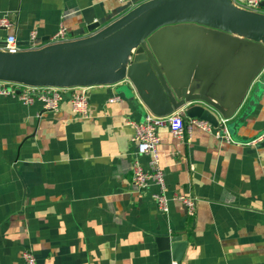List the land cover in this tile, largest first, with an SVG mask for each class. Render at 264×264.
Here are the masks:
<instances>
[{
	"label": "crops",
	"instance_id": "crops-1",
	"mask_svg": "<svg viewBox=\"0 0 264 264\" xmlns=\"http://www.w3.org/2000/svg\"><path fill=\"white\" fill-rule=\"evenodd\" d=\"M150 1L0 0V19L11 23L0 28V53L8 35L37 53L93 42ZM86 8L100 24L92 31L80 14ZM197 23L162 26L160 39L146 43L153 63L135 60L132 49L112 72L52 81L67 89L57 112L0 97V264H23L25 250L37 264H158L156 238L181 235L187 246L180 264H264V140H257L264 134V37L236 53L242 41ZM61 29L64 39L51 41ZM254 47L263 56L257 65ZM79 91L87 97L84 117L69 102ZM192 94L230 111L231 142L190 125L184 112L194 105L223 120L201 102H186ZM143 99L160 116L180 112L190 125L182 139L166 126L157 135L166 194L194 197L192 217L175 201L159 212L151 199L157 189L132 184L136 158L148 170V157L135 156L128 124L144 121Z\"/></svg>",
	"mask_w": 264,
	"mask_h": 264
},
{
	"label": "water",
	"instance_id": "water-1",
	"mask_svg": "<svg viewBox=\"0 0 264 264\" xmlns=\"http://www.w3.org/2000/svg\"><path fill=\"white\" fill-rule=\"evenodd\" d=\"M260 6L264 9V0ZM80 14L88 31L99 27L100 24L94 22L95 14L92 8L81 10ZM188 20L206 22L221 30L222 32L218 34L221 39L227 38L226 33L249 32L264 36L263 15L238 10L225 0H152L132 10L118 25L112 27L110 33L104 38L98 37L93 41L100 40L97 43L89 42L67 50L35 54L32 52H21L15 55L0 53V79L52 84V81H59L70 74L94 69H101L104 73H108L118 69L119 62L132 49H135V60L143 61L147 58L153 63L146 43L151 48V44L160 39L162 26ZM154 30L156 31L148 37L147 35ZM88 44L92 45L88 46ZM242 45L248 46L246 42H242ZM262 58L260 50L256 47L251 49L250 60L253 64L257 65ZM183 98L189 104L203 103L217 112L222 119L228 121L230 111L223 110L203 94L184 95ZM143 103L154 115L160 116L159 110L148 100L143 99ZM184 116L206 121L216 129L221 127L217 115L200 105L187 108ZM228 125L226 127L230 132ZM156 244L158 264L181 263L187 246L185 235L158 237Z\"/></svg>",
	"mask_w": 264,
	"mask_h": 264
},
{
	"label": "built area",
	"instance_id": "built-area-1",
	"mask_svg": "<svg viewBox=\"0 0 264 264\" xmlns=\"http://www.w3.org/2000/svg\"><path fill=\"white\" fill-rule=\"evenodd\" d=\"M120 3L131 2L132 0H118ZM238 10L249 14H258L264 16V9L260 6L263 0H225ZM11 23L6 19H0V28L8 29ZM64 39V30L61 29L51 41H61ZM36 40L35 34L30 35V41L33 44ZM3 52L9 55H15L21 52L20 46L17 45L13 35H8L5 39ZM67 89L56 87L52 84H34L22 80H1L0 79V97L13 98L21 102L23 105H31L34 102H40L43 110L46 112H57L59 104L62 101V93ZM72 112L80 117H84L87 113V97L84 91L72 92L69 99ZM190 125H195L205 132L212 133L217 139H225L231 142L227 134L225 124L227 120H221L220 129L213 128L208 122L191 119ZM134 130L131 139L134 142L136 150L135 156L148 157V170L145 171L137 158L132 162L130 169L132 172V184L138 191H144L150 187L157 189L156 193L151 194V199L155 202L157 210L163 214L169 211V203L175 201L184 206L186 214L190 217L194 215L196 200L192 196H184L174 194L168 196L166 194V184L164 175L159 167L158 144L159 137L157 129L166 126L169 133L177 139H182L185 132H189L190 125L185 126L183 115L180 112L171 113L168 116H157L151 111H147L142 123L129 122ZM257 140H264V134L259 136ZM23 264H37L35 256L30 251H23L21 254ZM170 264H177L171 262Z\"/></svg>",
	"mask_w": 264,
	"mask_h": 264
},
{
	"label": "rangeland",
	"instance_id": "rangeland-1",
	"mask_svg": "<svg viewBox=\"0 0 264 264\" xmlns=\"http://www.w3.org/2000/svg\"><path fill=\"white\" fill-rule=\"evenodd\" d=\"M180 24L183 23V24H193L192 26H197L199 25V23H197L196 21H192V20H188V21H182V22H179ZM208 30L209 31H212L214 32V35L217 36L219 33H221L222 31L215 28V27H212L211 25H208ZM158 30V29H156ZM156 30H154L152 33L148 34L147 36L149 37L151 34H153ZM209 33V32H208ZM227 34V38H225V40H231L230 37L234 38V39H237V40H240L242 42H246L247 44L248 43H251L252 45H255L257 44V40L260 39L263 41V37L264 36H259V35H255V34H252V33H249V32H242V33H239V34H232V33H226ZM100 40H97L96 42H93L92 44L94 43H97L99 42ZM234 42V41H233ZM92 44H88V46L92 45ZM86 46V45H85ZM243 46V45H242ZM248 48V46H243V48H241L238 52H236V49L232 50L230 48H228V50L230 52L232 51H235L236 53H246L245 49ZM60 51V50H59ZM37 52H32V54H35ZM236 69H243L242 66L238 65V67ZM245 74V73H244ZM229 126V125H228Z\"/></svg>",
	"mask_w": 264,
	"mask_h": 264
},
{
	"label": "bare ground",
	"instance_id": "bare-ground-1",
	"mask_svg": "<svg viewBox=\"0 0 264 264\" xmlns=\"http://www.w3.org/2000/svg\"><path fill=\"white\" fill-rule=\"evenodd\" d=\"M74 74H76V73H74ZM71 75V74H70Z\"/></svg>",
	"mask_w": 264,
	"mask_h": 264
}]
</instances>
